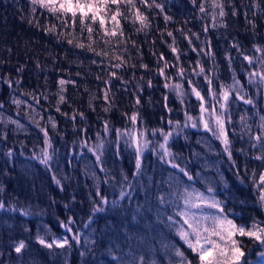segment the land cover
<instances>
[{
    "label": "trees",
    "instance_id": "16d2710c",
    "mask_svg": "<svg viewBox=\"0 0 264 264\" xmlns=\"http://www.w3.org/2000/svg\"><path fill=\"white\" fill-rule=\"evenodd\" d=\"M135 2L148 15L149 27L138 32L140 23L134 20L135 10H129L122 3L120 9L126 18H120V28L129 40L126 45H118L121 37H105L98 21L93 24L94 34L90 40L86 29L81 33L78 22L73 29L70 20L64 26L45 10L30 15L28 0H0V186L4 189L0 192V200L5 202V209L0 210V264H118L113 256L125 257L135 244H139L145 251L143 241L147 237H153L156 227L165 231L166 235L161 243L156 242L158 237L150 240L154 245L152 264H169L170 257L178 259L171 252L165 254L163 243L182 247L188 258L193 259L194 254L183 245L174 230L156 222L155 209L150 211L145 202L141 186L151 188L153 195L157 194V187L166 192L167 184L158 185L156 182L166 180L169 173L175 171L168 165L161 164L152 154L151 148L144 151L143 175L134 180L131 200H123V207L118 211L97 213L95 222L89 227L85 224L91 214L92 201L98 197L95 196L96 183L91 175L85 173L95 171L101 180L99 187L102 194L107 195L109 200L115 199L120 190V184L115 181H122L123 176L133 181L132 173L135 171V150L125 144L123 139L119 143L120 156L115 155L116 130H146L147 137L155 145L162 137L158 133L153 137L152 129L163 128L168 131L169 119L179 120L183 124L185 110L198 116L199 101L191 93L188 80L191 79L198 85L206 99H211L207 95L208 85L204 77L193 74L198 60L206 70L215 69L217 79L214 87L217 92L222 82L232 83L234 71L245 86L247 95L257 101V106L253 108L236 100L235 93L230 96L229 114L232 123L227 125V131L238 168L232 167L220 142L202 130L187 128L182 134L174 135L170 140L171 149L183 157L179 161L182 165L187 163L194 176L199 172L208 183L202 186L201 178L197 177L192 182L193 187L205 194L209 185L215 188L211 195L224 202L229 210V219L249 227L253 218L264 221V210L260 208L258 193L252 186L253 170L257 173L264 170L261 161L253 159L260 154V150L250 147L249 135L243 134L240 123L241 116H247L248 123L252 125L250 134L259 132L256 124L259 116L264 114V89L258 93L256 87L248 84L245 72L252 69L232 47L236 43L245 54L259 55L254 53L253 46H264V0H256L260 4L259 8L252 7V0H224L226 15L223 18L217 15L215 27L212 26L211 0H206L205 14H201L199 5L194 7L190 0H158L164 4L166 14L172 17L167 23L163 14L156 15L158 10L147 9L139 5L138 0ZM21 8L24 10L21 11ZM233 8L236 15H232ZM110 9L114 12L116 6L110 5ZM218 11L217 9L216 12ZM104 15L105 27L111 32L114 30L111 13L105 11ZM29 18L33 19L32 24L28 23ZM37 21L40 27L35 26ZM88 22L92 23L90 20ZM52 25L57 26L55 32L46 33L43 30ZM206 25L207 33L203 30ZM180 28L186 33L191 30L198 34L199 39L192 36V46H189L188 40L177 31ZM168 31L173 32L175 37L174 46L178 48L179 60L169 48L173 37L167 36ZM72 35L85 45L95 41L97 50L105 49L104 41L108 40L110 55L116 50L127 60L124 68L116 70L120 78H111V84L105 85L104 81L110 77L103 68L119 61L105 59L100 67L92 64V59L99 61L102 58L94 57L86 48L69 45L67 39L72 38ZM204 42L211 43L214 53L212 59L191 50L192 47L203 48ZM125 47L126 52L123 51ZM226 53L232 57L231 70L225 58ZM161 54L172 65L166 69V75L171 77L168 82L181 84L187 93L183 105L174 90L164 87L165 78L158 75V58ZM141 64L147 65V68H141ZM163 66L164 61L160 60L159 67ZM180 67L185 70L183 79L178 75ZM98 75L101 79H97ZM60 79L67 81L62 93L65 102L59 105L66 116L56 111ZM5 80H10L11 86ZM17 80L19 84L16 83ZM149 80L152 81L151 87L148 85ZM106 90L108 102L104 99ZM26 93L40 98V105ZM45 95L49 99H44ZM165 96L168 97L167 101ZM13 99H19L22 103L17 106L12 102ZM137 99L139 104L136 103ZM165 103L173 111L169 112ZM29 105L36 109L35 113ZM134 112L138 114L136 125L131 121ZM80 113H83V119ZM73 115L76 117L75 121L71 119ZM32 116L49 132L52 141L50 151L55 150L54 166L61 180L59 186L52 181V173L47 172L38 160L32 158L34 154L40 155L44 146L43 133L29 119ZM49 117L57 124L56 129H52ZM10 119L19 121L24 127L18 129L9 122ZM105 122L109 125L108 134L104 133ZM98 133L105 141L104 167L110 178H114L112 184L102 182L104 173L95 166V157L88 152L87 147L81 146L82 141L95 146ZM197 140L207 141L212 145V150L207 151L204 144H198ZM8 149L13 150L11 160L6 156ZM241 149L244 151H240ZM194 152H199L200 156H194ZM237 171L240 179H237ZM219 175H223L227 188L220 182ZM256 178L258 179V175ZM13 206L16 210H12ZM137 206H143L142 211L133 220ZM21 209L27 210L29 214L22 215ZM172 211V207L167 208V213ZM69 216L74 219L71 225L73 232L80 233L79 244L71 240V234L60 226L61 221L67 223ZM37 235L47 241L54 237L68 236L71 246L63 249L54 247L50 250L36 242ZM140 237L144 240L141 241ZM238 239H242L247 245L246 256L250 262L258 253L259 247L247 237ZM21 240L25 242L26 249L22 256H18L12 249ZM144 251L140 254L145 255L148 261ZM81 252H85V255L81 256Z\"/></svg>",
    "mask_w": 264,
    "mask_h": 264
},
{
    "label": "snow or ice",
    "instance_id": "6c2138e0",
    "mask_svg": "<svg viewBox=\"0 0 264 264\" xmlns=\"http://www.w3.org/2000/svg\"><path fill=\"white\" fill-rule=\"evenodd\" d=\"M230 2V0H229ZM124 4L129 7V10L134 9V20L140 23V28L137 31H141L144 28L149 27L148 15L141 11L138 7L135 0H28V11L30 15H34L40 10H45L51 16H54L57 20H60L61 24L67 26L69 20L71 21L73 29H75L77 22L80 25V31L86 29L89 34V39L91 40L92 35L94 34L93 24L98 21L99 27L103 31L104 36L116 37L119 35L121 40L120 43L128 42L129 38L125 37L123 29L120 28V18L123 17V13L120 9V5ZM139 5H143L147 9L158 10L156 15L163 14L164 21L169 22L172 17L165 12V6L162 2L158 0H138ZM190 3L195 7L199 5V12L205 14L206 9V0H190ZM110 5H115L116 9L114 12L111 11ZM225 2L224 0H211V16L213 20V27H215V21L217 15L220 18L225 17ZM252 7L259 8L260 4L256 0H252ZM219 10L218 13L216 10ZM24 9L21 8V11ZM105 11L111 13L110 18L114 24V30L109 32L105 27ZM236 10L233 8L232 15H236ZM255 14V13H253ZM92 23H89L88 21ZM28 23L32 24L33 19L29 18ZM187 23V21H185ZM36 27H40L39 22L35 24ZM253 28L255 24L252 23ZM57 26L52 25L51 27H46L43 30L46 33L55 32ZM204 32H208V26L204 27ZM181 32L186 40H188L189 46H192V36H196L199 39L198 34L192 33L191 30H188L186 33L182 28L177 29ZM59 35V34H58ZM167 36L173 37V43L169 45L172 53L179 60V51L175 47V37L173 32L168 31ZM69 45H74L76 48L85 49L88 52L93 53L94 57H101V60L92 59L91 63L96 64L98 67L104 64V60L115 59L119 63H109L107 67L103 68L104 71H107L110 79L105 80V85L111 84V78H120L116 70L122 69L127 65V60L123 55L119 54L118 51L113 50L110 55L108 47L110 42L105 40L106 45L105 49L97 50L94 46L95 41H92L88 45H85L83 42H78V38L75 35H72V38L67 39ZM133 46L135 42L132 41ZM117 45V47H118ZM232 47L237 50V52L242 56L244 61H247L251 71L245 72L247 81L249 85H252L257 88L258 93L261 89H264V46L254 45V53L259 55H247L239 47L238 44L233 43ZM192 51L203 53L208 56L209 59L213 58V49L210 42H204L203 48L192 47ZM123 51H127L125 47ZM229 64V69H232V57L226 53V57ZM164 61V66L159 67V61ZM172 65H169L164 55L161 54L158 58V75L165 78L164 87L166 89H171L176 92L177 98L180 100V103L183 105L185 103L184 97L187 93L184 91L183 86L179 83L170 84L168 81L171 80V77L166 75V69ZM39 67V65H37ZM135 67V65H132ZM141 68H147V65L141 64ZM196 69H199L197 72ZM22 69H18L20 71ZM193 74L198 76H203L205 82L208 85L207 95L211 99H206L202 95L201 90H199L198 85H195L194 82L189 79L188 85L191 88V93L199 101V115L193 116L189 111L185 110L184 112V122L181 124L179 120L173 121L169 119L167 121L169 125L168 131H165L163 128L152 129L153 137L158 133L162 140L158 144H153L151 140L146 135V130L134 129L132 131L124 130L121 132L120 129L116 130L117 137V151L115 155L120 156L119 152V143L123 139L124 143L129 147H133L135 150V171L132 173L133 181H129L127 176H123L122 181H115L120 184V190L118 196L115 199L109 200L107 195L102 194V189H100L99 184L101 183L100 177L95 171L86 172V175H91V178L96 183V192L95 196L98 197L97 200L92 201L91 214L88 216V223L85 224L86 227H89L92 222H95V216L97 213H105L108 211H118L123 206L121 202L125 199L131 200L132 191L134 189V180L143 175V154L144 151L151 148L152 154L156 156L161 164L168 165L169 168L175 170L170 172L166 180L156 182L159 184H167L168 190L162 191L157 187V194L153 195L151 188H145L141 186V191L144 192L145 202L148 205L149 210L155 209L156 222L158 224H163L166 228L174 230L175 234L179 237V240L183 242V245L187 249H190L194 254L193 259H189L186 255V252L182 250V247L177 246L171 243H163L162 247L165 250L167 255L171 252L174 257L178 258L173 260L169 258V264H250L246 256L247 245L242 239L247 237L253 242L256 247L264 249V221L257 220L253 218L251 227L247 224H237L233 219H229L227 212L229 211L222 200L217 199L214 195H211L215 192V188L211 185L207 187V194L202 192L192 186L197 177L205 180L201 177V174L197 172L195 176L191 173L187 163L181 164L179 161L183 159L182 156L175 154L170 145V140L174 135L182 134L185 129L192 128L197 130H202L203 132L209 134L213 139L218 140L223 148L224 154L227 155L228 160L231 162L232 167L238 168L236 164L233 153H232V142L229 139L227 125L232 123V117L229 114V105H230V96L235 93V99L238 101H243L245 105H251L253 108L257 106V101L252 97L247 95L245 92V86L242 85L241 81L237 78L236 73H232V83L231 84H220L219 92H217L214 87L215 80L217 79L215 75V69L206 70L201 62L198 60L193 69ZM79 75V73H78ZM178 75L181 79L184 78L185 70L183 67L178 69ZM97 79H101L98 75ZM5 83L11 86L10 80H5ZM19 84V80L16 81ZM60 87V93L58 94V99L56 101V111L61 112L59 107L60 104L65 102V96L62 94L64 91L63 86L67 83L64 79L58 81ZM149 87L152 86V81H148ZM31 99L36 101L37 105H40V98L36 97L32 93H26ZM44 99H49L47 95L44 96ZM104 99L108 102V91H105ZM168 97L165 96V101ZM14 104L19 106L22 101L19 99H13ZM137 104L140 103L139 99L136 101ZM2 107V105H0ZM32 108L31 105H29ZM165 108L171 112L172 109L168 108L167 103H165ZM108 111V108L104 109ZM33 113L36 112L35 108H32ZM62 115H67L66 113L61 112ZM81 119H83V113L79 114ZM30 121L39 128L40 132L44 136V146L41 149L40 155H33V159L39 161L41 165L45 167L47 172L52 173V181L56 185H61V180L56 174V167L54 166V156L55 150L52 149V141L49 136V132L46 127L41 126L40 122L35 120L34 116L29 117ZM75 121L76 117L73 115L71 117ZM51 121L52 129L57 128L55 121L49 117ZM131 121L133 125L137 124L138 114L134 112L131 116ZM10 123L16 125L18 129L24 127L17 120H9ZM241 131L245 135H249L250 147L252 149H259L260 154L255 155L253 159L261 161L262 167H264V114L259 116L256 127L259 129L257 134H250L252 132V125L248 123L247 116H241ZM109 125L105 122L104 133L108 134ZM187 139V136H185ZM97 143L95 146H89L87 143H81L82 147H87L89 153L95 157V166L99 167V171L104 173V180L102 181L105 184H112L114 178H110L108 170L104 167V144L105 141L101 138V135L97 134ZM198 144H204L207 151L212 150V145L204 140H197ZM240 151H244L241 149ZM194 156L199 157V152H194ZM6 156L11 160L13 157V150L8 149ZM123 175V173H122ZM258 175V179L256 178ZM237 179H240L239 171L236 172ZM186 178V179H185ZM220 182L224 185L225 188L228 187L227 182L225 181L223 175H219ZM243 183V180L240 181ZM252 186L254 190L258 193V203L260 208L264 210V170L259 171L253 170L252 175ZM4 189L0 186V192H3ZM155 200V204H153ZM243 203V201H241ZM143 206H137L135 213L132 216L133 220H136L137 215L141 213ZM172 207V213H167V208ZM5 209V202L0 200V210ZM205 209H212L213 212H205ZM12 210H16L13 206ZM22 215H28L27 210L21 209ZM74 223L73 217L69 216L67 223L64 221L60 222V226L65 230L66 233L71 234V240L75 241L77 244L80 243V233L73 232L71 225ZM36 242L41 246L47 249L60 248L63 249L66 246L70 247V240L68 236L64 238H53L51 241L45 240L42 236L37 235ZM26 249V244L23 240L15 243L13 246V251L18 255L22 256L23 250ZM81 256L85 255V252L80 253ZM259 256L264 257V252L258 253ZM114 260L118 261V264H148V261L143 254L137 255L131 249L125 257H116L113 256ZM154 264V262H153Z\"/></svg>",
    "mask_w": 264,
    "mask_h": 264
},
{
    "label": "rangeland",
    "instance_id": "374dc122",
    "mask_svg": "<svg viewBox=\"0 0 264 264\" xmlns=\"http://www.w3.org/2000/svg\"><path fill=\"white\" fill-rule=\"evenodd\" d=\"M211 168L214 170V168L212 166H211ZM200 181L202 183V186H205V185L208 184V183H205V180H203V179H200ZM204 211L205 212H213L214 210L205 209ZM162 226H163V224H162ZM165 235H166L165 231H163L161 228L157 229V227H156V229H154V233H152V236H153L152 238L147 237V240H144L142 237H140V240L141 241L144 240L143 242H145L144 243L145 251H144V249L142 247L139 246V244L133 245L131 250L134 251L137 255H139L140 252L144 251V253L149 258L148 259V264H152V260L154 259V255H153V251L152 250H153L154 245H153V242H151L150 240H152L155 237H158V238H156V242H158V243L160 242L161 243V240L165 237ZM143 236H145V235H143ZM57 238H59V237H57ZM87 238H88V236L86 237V241L85 242H87ZM129 250H128L127 253H129ZM260 252H264V249L259 248L258 253H260ZM258 253L256 255H254V257H255L254 259L250 260V264H264V257L259 256Z\"/></svg>",
    "mask_w": 264,
    "mask_h": 264
}]
</instances>
